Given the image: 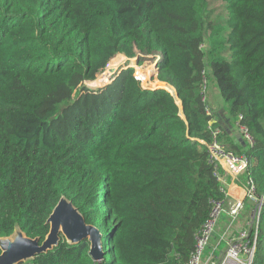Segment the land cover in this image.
Masks as SVG:
<instances>
[{"label": "trees", "instance_id": "trees-1", "mask_svg": "<svg viewBox=\"0 0 264 264\" xmlns=\"http://www.w3.org/2000/svg\"><path fill=\"white\" fill-rule=\"evenodd\" d=\"M0 0V237L43 241L62 196L104 234L63 239L19 264H186L224 197L202 141L211 138L203 71L255 146L264 195V0ZM119 54L136 58L92 87ZM158 61L148 84L140 67ZM141 80V81H140ZM99 81V80H98ZM228 138V139H226ZM1 253V248H0ZM254 264H264V206Z\"/></svg>", "mask_w": 264, "mask_h": 264}, {"label": "built area", "instance_id": "built-area-1", "mask_svg": "<svg viewBox=\"0 0 264 264\" xmlns=\"http://www.w3.org/2000/svg\"><path fill=\"white\" fill-rule=\"evenodd\" d=\"M203 76V100L206 102V111L213 114L206 97L208 89L206 70L203 71ZM235 127L245 143V148L255 146V138L247 126L236 121ZM208 130L211 138L202 142L207 147L208 159L214 167V173L222 183L224 197L212 202L210 216L197 232L195 248L186 264H254L264 195L257 192L255 181L250 175L251 156L246 151L239 152L227 146L221 139L223 129L216 124L214 118L209 120ZM229 181L242 187V196H230ZM248 201L253 203L254 208L250 215L242 218L237 224ZM224 215L229 218L225 230L219 239L212 243Z\"/></svg>", "mask_w": 264, "mask_h": 264}, {"label": "water", "instance_id": "water-1", "mask_svg": "<svg viewBox=\"0 0 264 264\" xmlns=\"http://www.w3.org/2000/svg\"><path fill=\"white\" fill-rule=\"evenodd\" d=\"M158 73V61L155 62ZM50 231L43 241L28 236L17 226L10 236L0 237V264H19L35 259L57 247L63 239L77 244L85 239L90 241V255L100 261L104 255V234L100 228L86 222L84 215L72 200L62 196L49 219Z\"/></svg>", "mask_w": 264, "mask_h": 264}, {"label": "rangeland", "instance_id": "rangeland-1", "mask_svg": "<svg viewBox=\"0 0 264 264\" xmlns=\"http://www.w3.org/2000/svg\"><path fill=\"white\" fill-rule=\"evenodd\" d=\"M210 8L213 12L214 18H218L217 16H220L224 13V7H223V1L222 0H214L211 4ZM156 61L157 60H155V58L148 56L145 59V61L141 65H139L140 67H143V69H144V76L143 77L146 79V82L148 83V84H143V79H142L141 83L143 86L152 85L151 82L154 81V78L156 77V79H157V71H156V65H155ZM134 63L138 64L136 58H128L127 56H125L123 54H119L116 58L111 60V62L108 64L104 73L98 79L99 81L97 80V82L96 81L87 82L86 84L89 86H92V87H98V86H103L105 84H109L113 81V77L116 74V72L120 73V71H123L129 67L134 68L135 76H136L137 75L136 66ZM206 97H207V101H208L207 103L209 105L210 104L214 105L215 108H217V109H221V107H220L221 101H223L225 103V101H224V99L220 93L219 87H218L215 79H213L212 77L209 78V80H208V89L206 92ZM226 139H228V138H226ZM225 142H227V140H225ZM252 207H253V204L250 201H248L246 203L244 210L242 211V213L240 214V216L237 220V224H239L241 222L242 218L251 214L249 208H252ZM228 220H229L228 217L224 218L225 223L228 222Z\"/></svg>", "mask_w": 264, "mask_h": 264}, {"label": "crops", "instance_id": "crops-1", "mask_svg": "<svg viewBox=\"0 0 264 264\" xmlns=\"http://www.w3.org/2000/svg\"><path fill=\"white\" fill-rule=\"evenodd\" d=\"M220 107H221V109H217V108H215L214 105H211V108H212L213 113L215 115L213 117L214 121L222 122L223 125L225 126V128L227 129V137H232L235 144H237V145L241 144L242 147L244 146V148H245V143H244L243 139L241 138L239 132L237 131L235 125L230 124L231 118H230L228 111L226 110V104L223 101L220 102ZM228 184L230 185L229 192H230L231 197L243 195V192H242L243 189L241 186H238L234 183H231V181H229ZM253 208H254V205L252 208H249L250 212H252ZM223 217L225 218L228 216L224 215ZM224 218H222L220 225H219V228H218V231L216 232V234L212 238V243H215L219 239L221 233L225 230L227 222L226 223L224 222Z\"/></svg>", "mask_w": 264, "mask_h": 264}]
</instances>
